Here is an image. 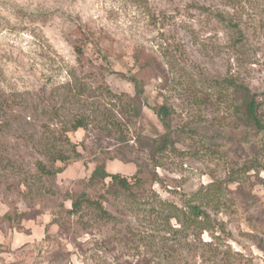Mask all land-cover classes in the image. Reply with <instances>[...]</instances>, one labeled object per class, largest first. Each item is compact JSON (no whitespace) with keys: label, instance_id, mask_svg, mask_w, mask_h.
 <instances>
[{"label":"rangeland","instance_id":"1","mask_svg":"<svg viewBox=\"0 0 264 264\" xmlns=\"http://www.w3.org/2000/svg\"><path fill=\"white\" fill-rule=\"evenodd\" d=\"M227 78L264 119V0H0V264H264V133L243 138ZM165 99L175 143L154 157ZM56 149L70 159L52 179L38 163ZM104 162L128 178L143 167L145 187L88 186ZM212 182L226 205L207 207L214 227L195 240L175 214ZM82 191L110 217L72 213ZM167 243L178 259L161 258Z\"/></svg>","mask_w":264,"mask_h":264},{"label":"trees","instance_id":"2","mask_svg":"<svg viewBox=\"0 0 264 264\" xmlns=\"http://www.w3.org/2000/svg\"><path fill=\"white\" fill-rule=\"evenodd\" d=\"M234 27H237L236 24H233ZM76 51L78 53V60L81 61L82 58L85 55L84 49L81 45H78L76 48ZM136 58H138L136 56ZM138 61V60H137ZM130 80L133 81L135 84L137 94L134 96V111L137 112L139 110V99L143 95L144 90L137 78L135 76H132ZM224 82L229 83L234 86V93L237 100H240V103L238 104V107H236L237 111V118L238 120L244 124L247 129L251 132H246L243 135V138L248 137V133L250 134H260L264 133V119L261 117L260 114V102L257 100V97L254 93H251L250 89L244 85V84H237L235 81H233L231 78L224 79ZM140 103V102H139ZM155 113L159 116L161 119L163 125L166 128V132L159 138L158 142L153 144V156L155 157L157 153L164 152L168 149L169 146H173L175 143L174 138H172V117L174 115V110L171 104H169V100L165 99L164 103L161 105H155L154 107ZM115 126L118 127V125L115 123ZM87 127V123L84 119L78 120L76 124L72 126L73 130H79L84 129ZM195 131V130H194ZM196 132V131H195ZM204 137L207 140V144L212 146L215 142L218 140L215 139V136L212 133H209L208 131H204ZM225 135H220L221 137H224ZM228 138H233L232 134L226 135ZM77 151V150H76ZM75 151V152H76ZM75 156L77 158L82 157L80 152H76ZM69 154H66L61 149H56L54 152L51 153V162L52 167H47L46 164L39 162L38 166L41 172L51 177L52 179H56L57 174L64 171V165L61 164H67L69 162ZM252 164L250 165H243L239 169H241L243 172H247L249 170L254 169L256 166H261V164L253 159L250 161ZM236 170H232V176L229 179V182L236 181V179L233 178L235 175L234 172ZM144 169L143 167L138 169L136 173L131 177H124L120 175L119 173L112 174L107 169V164L104 162L102 164H98L90 178L87 182L88 186L93 187L94 185H98L101 183H105L107 179H111L108 184V189H113L116 192L121 190L126 192L129 195L135 194V189H142L145 187L147 180H144ZM154 179L157 178L155 171L151 174ZM217 182H212L208 184L207 186L203 187V189L197 191L194 193L188 200H186V206L188 209L186 210H180L177 214H175V217H177L180 222L185 227L184 230L189 231L192 230V234L194 235L193 238L197 240L199 238V234L204 232L205 230L212 229L214 227L213 221L210 218V215L208 213L207 207L209 206L211 209L215 211H219L222 206L226 205V202L224 200V196L222 194V191L224 190L222 188L221 190V183L220 184H214ZM239 191V190H238ZM241 192V191H240ZM244 194L251 196L252 199L257 203L259 201L260 196H257L256 194H253L252 191ZM72 209L71 212L78 213L82 210L84 205L87 204V206H96L97 208H100L102 211H104L101 207V204L98 200H94L93 198L89 197V195L82 191L77 196L72 197ZM242 201H244V204L247 206V201L245 198H242ZM104 213L110 217V214L108 212ZM15 220L16 218L21 219L24 217L23 213H18V210L15 211ZM7 219L10 220V222H13L11 215L9 213L6 214ZM183 230V232H185ZM167 242V241H166ZM162 257L163 260L168 259H178L177 257H180V252L175 251L173 249V246L171 247L170 244H164L162 246ZM147 258H145V263L149 264L150 261H146ZM148 260V259H147ZM173 261V260H172ZM155 264H164L163 262L155 263Z\"/></svg>","mask_w":264,"mask_h":264}]
</instances>
